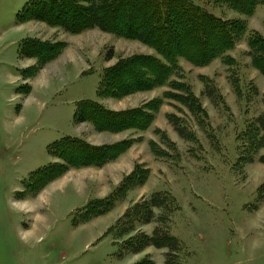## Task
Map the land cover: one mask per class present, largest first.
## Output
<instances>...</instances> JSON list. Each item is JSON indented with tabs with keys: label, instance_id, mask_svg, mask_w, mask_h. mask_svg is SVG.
<instances>
[{
	"label": "rangeland",
	"instance_id": "rangeland-1",
	"mask_svg": "<svg viewBox=\"0 0 264 264\" xmlns=\"http://www.w3.org/2000/svg\"><path fill=\"white\" fill-rule=\"evenodd\" d=\"M28 1L0 0V264H264V149L250 155L245 138L264 114V76L251 64L246 36L226 53L234 61L230 66L221 58L204 67L179 59L180 81L206 112L194 117L164 98L167 86L98 98L107 69L136 55L160 57L136 40L98 29L73 35L22 21ZM192 1L224 20L242 19L248 32L264 37V6L246 17L207 0ZM30 41L61 51L39 67L28 56ZM201 77L213 82L216 101L206 96ZM155 99L162 103L144 131L98 132L74 121L84 100L120 112ZM63 137L96 147L131 145L101 167L69 168L42 184L35 173L63 163L49 153ZM137 168L147 171L144 183L103 215L87 219V206L114 196ZM157 193L166 204L153 209L151 222L124 218ZM155 229L175 240L177 250L139 249L141 236L151 237Z\"/></svg>",
	"mask_w": 264,
	"mask_h": 264
},
{
	"label": "trees",
	"instance_id": "trees-1",
	"mask_svg": "<svg viewBox=\"0 0 264 264\" xmlns=\"http://www.w3.org/2000/svg\"><path fill=\"white\" fill-rule=\"evenodd\" d=\"M207 2L214 6H225L246 17L252 16L258 6H264V0ZM20 19L43 22L73 35L98 29L120 38L136 40L157 53L160 58L136 55L104 71L97 90V97L101 99L121 98L167 86L170 92L164 93V98L179 102L194 117H203L206 112L199 99L186 83L180 81L182 68L179 59L196 67H204L221 58L230 66L234 61L226 53L233 50L245 36L251 64L264 76V37L257 31L248 32L244 20H224L191 0H29L21 11ZM25 45L29 49L28 56L37 59L39 67L55 59L61 51L58 45H38L31 41ZM173 77L177 80H173ZM201 81L206 96L216 101L220 95L213 82L205 77H201ZM161 103V99H155L142 107L116 112L98 102L84 100L76 106L74 121L90 123L98 132L118 133L128 129L144 131L153 123L154 113ZM169 120L178 135L187 139L186 130L179 128L177 119L170 116ZM245 138L250 155H256L264 149V114L256 119L255 125L249 127ZM130 145V141H122L96 147L78 138L63 137L49 147V153L63 163L49 165L35 174L45 184L69 168L101 167L125 152ZM259 162L264 164V154L259 157ZM146 173L137 168L122 182L114 196L104 202L89 204L84 215L87 219L103 215L117 200L123 198L125 192L142 185ZM165 204L166 201L157 193L135 205L124 218L141 217L144 224L149 223L153 218V209L162 208ZM159 233L155 229L151 237L141 236L142 245L139 249L154 246L177 250L175 240L162 237ZM166 264L169 262L166 261Z\"/></svg>",
	"mask_w": 264,
	"mask_h": 264
},
{
	"label": "crops",
	"instance_id": "crops-1",
	"mask_svg": "<svg viewBox=\"0 0 264 264\" xmlns=\"http://www.w3.org/2000/svg\"><path fill=\"white\" fill-rule=\"evenodd\" d=\"M192 1V0H191ZM193 2V1H192Z\"/></svg>",
	"mask_w": 264,
	"mask_h": 264
}]
</instances>
